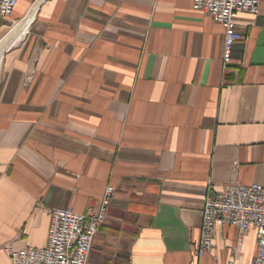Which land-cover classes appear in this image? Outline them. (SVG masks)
<instances>
[{
	"label": "crops",
	"instance_id": "obj_1",
	"mask_svg": "<svg viewBox=\"0 0 264 264\" xmlns=\"http://www.w3.org/2000/svg\"><path fill=\"white\" fill-rule=\"evenodd\" d=\"M35 6L0 63L3 246L43 247L48 208L85 214L114 194L87 264H250L218 222L194 258L207 194L264 186V0L224 29L192 0H18L0 39ZM211 182L214 191L208 192Z\"/></svg>",
	"mask_w": 264,
	"mask_h": 264
},
{
	"label": "built area",
	"instance_id": "obj_2",
	"mask_svg": "<svg viewBox=\"0 0 264 264\" xmlns=\"http://www.w3.org/2000/svg\"><path fill=\"white\" fill-rule=\"evenodd\" d=\"M261 0H192L194 9L209 15L224 29L223 66L231 61L232 48L245 39L237 31L235 16L238 13L256 15ZM18 0H0V17L8 18ZM208 192L214 191L211 182ZM114 189L107 186L97 208L85 214L70 208H48L50 227L47 243L43 247H15L12 242L3 249L10 264H87L95 235L104 220ZM200 237L192 249L197 258L213 247L215 226L218 222L234 226L237 231L236 246L253 228L256 234L257 252L250 264H264V186L243 185L231 182L222 190L207 194L200 210Z\"/></svg>",
	"mask_w": 264,
	"mask_h": 264
},
{
	"label": "bare ground",
	"instance_id": "obj_3",
	"mask_svg": "<svg viewBox=\"0 0 264 264\" xmlns=\"http://www.w3.org/2000/svg\"><path fill=\"white\" fill-rule=\"evenodd\" d=\"M25 16L11 25L0 39V63L5 50L17 43L25 35L35 14V6L27 10Z\"/></svg>",
	"mask_w": 264,
	"mask_h": 264
}]
</instances>
